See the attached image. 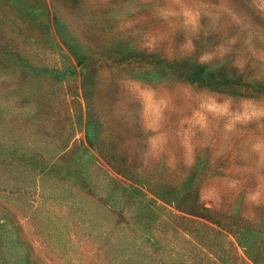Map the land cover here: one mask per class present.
<instances>
[{"label": "rangeland", "instance_id": "1", "mask_svg": "<svg viewBox=\"0 0 264 264\" xmlns=\"http://www.w3.org/2000/svg\"><path fill=\"white\" fill-rule=\"evenodd\" d=\"M0 264H264V0H0Z\"/></svg>", "mask_w": 264, "mask_h": 264}]
</instances>
